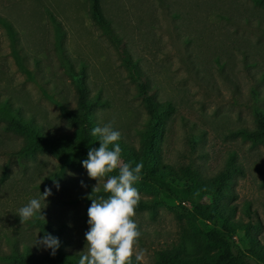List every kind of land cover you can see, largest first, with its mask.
Wrapping results in <instances>:
<instances>
[{"label": "rangeland", "instance_id": "obj_1", "mask_svg": "<svg viewBox=\"0 0 264 264\" xmlns=\"http://www.w3.org/2000/svg\"><path fill=\"white\" fill-rule=\"evenodd\" d=\"M102 7L120 47L91 18L90 0H0V16L15 31L12 36L0 23V105L18 109L44 135L72 134L62 109L76 108L79 81L90 99L102 101L94 110L98 128L139 149L148 116L126 53L157 101L174 105L160 141L165 161L208 180L236 156L227 203L235 219H247V206L255 212L251 235L264 243V146L230 135L254 129L256 112L264 111V7L254 0H102ZM22 145L0 115V247L6 251L9 238L45 251L40 217L63 229L70 250L93 254L102 239L155 264L157 252L177 242L189 222L188 203L157 190L89 206L91 191L110 179L75 170L57 177L54 157H22ZM138 199L159 204L137 211L130 205Z\"/></svg>", "mask_w": 264, "mask_h": 264}, {"label": "trees", "instance_id": "obj_2", "mask_svg": "<svg viewBox=\"0 0 264 264\" xmlns=\"http://www.w3.org/2000/svg\"><path fill=\"white\" fill-rule=\"evenodd\" d=\"M264 7V0H254ZM90 16L114 45L120 39L111 21L104 14L102 0H90ZM58 26L53 14L49 15ZM0 23L14 36L11 23L0 16ZM124 61L132 77L138 82L139 97L147 112V122L140 131L141 148L125 142L114 131L105 133L98 128L94 110L102 103L99 97L90 99L87 89L78 81V101L74 110L63 107V116L74 128L72 134L50 136L42 134L29 121L18 116V109L9 103L0 105V115L6 120V129L23 138L18 154L31 157L46 153L58 161L56 176L66 171H94L110 179L89 195V206L95 201L112 199L116 195L136 190H157L166 196L185 201L190 206V219L182 227L179 239L156 254L155 264H264V243L251 235L256 229L255 212L246 207L247 219H235L236 209L227 203L231 197L229 184L239 171L236 156L231 155L226 168L215 177L204 179L199 171L190 167L180 173L165 161L160 141L166 122L175 111L171 102L160 103L155 88L143 79L135 62L124 53ZM256 127L232 130V137H241L264 146V111L255 114ZM159 204L138 199L130 207L143 211L154 210ZM203 222L205 226H202ZM47 243L43 252L30 246L20 248L9 238L11 248L0 247V262L4 264H142L133 255L111 247L102 239L95 241L97 251L87 254L70 250V241L63 229H54L49 222L38 217L36 221ZM239 240L237 236L241 235Z\"/></svg>", "mask_w": 264, "mask_h": 264}]
</instances>
